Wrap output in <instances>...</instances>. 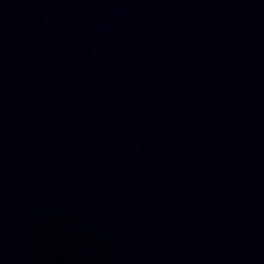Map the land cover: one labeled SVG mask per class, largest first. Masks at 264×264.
I'll list each match as a JSON object with an SVG mask.
<instances>
[{"label": "water", "instance_id": "95a60500", "mask_svg": "<svg viewBox=\"0 0 264 264\" xmlns=\"http://www.w3.org/2000/svg\"><path fill=\"white\" fill-rule=\"evenodd\" d=\"M0 264H264V0H0Z\"/></svg>", "mask_w": 264, "mask_h": 264}]
</instances>
